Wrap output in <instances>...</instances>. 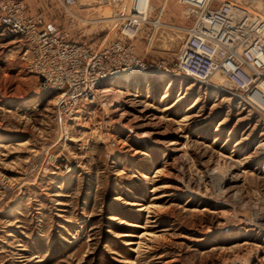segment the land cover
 <instances>
[{
    "label": "rangeland",
    "instance_id": "1",
    "mask_svg": "<svg viewBox=\"0 0 264 264\" xmlns=\"http://www.w3.org/2000/svg\"><path fill=\"white\" fill-rule=\"evenodd\" d=\"M149 1L161 22L135 52L173 62L189 21L179 0ZM235 1L264 16V0ZM27 4L75 41L118 37L108 0H76L81 19ZM147 78L113 81L108 108L64 138L0 27V264H264V114L225 80Z\"/></svg>",
    "mask_w": 264,
    "mask_h": 264
},
{
    "label": "built area",
    "instance_id": "2",
    "mask_svg": "<svg viewBox=\"0 0 264 264\" xmlns=\"http://www.w3.org/2000/svg\"><path fill=\"white\" fill-rule=\"evenodd\" d=\"M27 1L0 0V27L22 45L26 68L38 77L41 94L53 95L52 111L64 138H71L70 121L107 109L108 94L102 90L128 74L157 72L224 89L212 79L218 74L234 96L264 114V16L248 6L235 0H179L189 25L176 27L183 37L169 63L145 60L135 52L140 33L154 35L161 22L162 8H153L151 1L108 0L118 37L93 44L73 40L64 28L46 29L43 13L29 14ZM52 1L71 18H80L72 11L76 0Z\"/></svg>",
    "mask_w": 264,
    "mask_h": 264
},
{
    "label": "bare ground",
    "instance_id": "3",
    "mask_svg": "<svg viewBox=\"0 0 264 264\" xmlns=\"http://www.w3.org/2000/svg\"><path fill=\"white\" fill-rule=\"evenodd\" d=\"M146 1V0H145ZM149 1V0H148ZM136 76H138V77H143V80H145L146 82L148 81V78L147 77H152V76H155L156 78H165V77H168V76H165V75H163V74H160V73H144V74H139V75H121V76H119V77H117L116 79L117 80H123L122 81V83H130V80H131V78L132 77H136ZM152 79V78H151ZM154 79V78H153ZM212 79H216V81H218V83L220 84V85H222L223 83V79H222V77L220 76V75H218V74H215L213 77H212ZM157 80V79H156ZM114 81V80H113ZM113 81L112 82H110V84L108 85V86H106L107 88H105L104 90H102V91H104V92H106L107 94H111V92L113 91V88L112 87H115V86H112V83H113ZM116 81V80H115ZM120 83V82H119ZM116 84V83H115ZM117 88V87H116ZM217 89V88H216ZM117 90V89H116ZM115 90V93L117 92ZM218 90H222V89H218ZM168 93V92H167ZM116 95V94H115ZM168 94H165V96H167ZM164 96V97H165ZM256 149H264V142H262V143H259L257 146H256ZM232 178H233V176H231Z\"/></svg>",
    "mask_w": 264,
    "mask_h": 264
},
{
    "label": "crops",
    "instance_id": "4",
    "mask_svg": "<svg viewBox=\"0 0 264 264\" xmlns=\"http://www.w3.org/2000/svg\"><path fill=\"white\" fill-rule=\"evenodd\" d=\"M49 1L52 2V0H49ZM57 9H59L60 12L63 13L62 9L59 6H57ZM27 11H28L29 14L35 13V10H33L32 7L29 4H28ZM43 15H44V21H45V28L46 29L51 31V30H55V29H59V28H64V29H66V30H68L70 32L71 37L73 36L72 32H71L72 28L67 29V27H65V25H62L61 23H59V21H63L62 19H60L59 17L55 18V17H57V14L55 16H53L54 20L52 22H49V23H47L48 20H46V14H44V12H43Z\"/></svg>",
    "mask_w": 264,
    "mask_h": 264
}]
</instances>
